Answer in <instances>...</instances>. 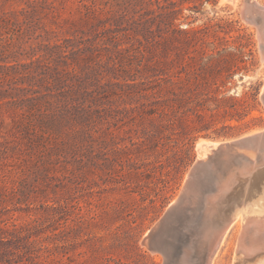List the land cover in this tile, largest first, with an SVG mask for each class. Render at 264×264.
Returning a JSON list of instances; mask_svg holds the SVG:
<instances>
[{
    "label": "rangeland",
    "instance_id": "obj_1",
    "mask_svg": "<svg viewBox=\"0 0 264 264\" xmlns=\"http://www.w3.org/2000/svg\"><path fill=\"white\" fill-rule=\"evenodd\" d=\"M24 1L0 0V264H166L145 236L181 194L191 215L177 207L157 245L171 253L163 237L170 239L177 225L190 227L184 251H195L196 259L172 258L202 264L209 197L203 209L196 194L204 183L188 182L197 141L232 142L264 131V57L252 13L243 15L247 0L120 2L122 21L110 30L85 24L79 1L46 0L53 5L47 10L43 0ZM23 7L28 17L15 19ZM112 7H119L116 0H96L94 15L114 14ZM168 13L176 16L171 26ZM55 42L78 47L52 54L47 46ZM79 47L82 65L67 76ZM21 64L28 71L3 76ZM169 76L177 87H168ZM10 93L18 102L28 96L53 102L63 116L53 144L66 142L67 152L40 151L28 118L44 108L24 106L15 115L1 99ZM178 100L185 102L175 109ZM236 150L240 157L229 153L221 173L211 164L199 172L208 188L220 174L214 193L224 176L259 163L264 139ZM240 226L226 233L212 264L235 263Z\"/></svg>",
    "mask_w": 264,
    "mask_h": 264
},
{
    "label": "bare ground",
    "instance_id": "obj_2",
    "mask_svg": "<svg viewBox=\"0 0 264 264\" xmlns=\"http://www.w3.org/2000/svg\"><path fill=\"white\" fill-rule=\"evenodd\" d=\"M247 2L248 4L246 5L245 12H247L248 14L252 13V16L249 19L251 22H255V25H257L258 27V35L261 41V53L264 57V6L257 4L258 2H256L255 0H247ZM262 96L264 99V92ZM262 139H264V131L262 133H258L232 142H218L207 139H199L196 144V147L199 151L197 162H195V164H193L191 168V177L189 176L190 178H188V182L191 181V184L195 180V177L198 176L202 167L207 164H211L214 168L213 170L215 172H219L220 170L218 168L222 167V163L226 160L229 153L232 155V151H235L236 148L239 149V147L243 144L254 141L256 142ZM209 150H211V152L208 153ZM205 155L206 157L204 159H201ZM238 155L239 154H233L231 157H234L236 160L240 157H236ZM222 171L223 170H221L220 173ZM219 176L220 174L218 175L216 181L213 182L212 188L206 193L210 191L214 193L216 191ZM206 193L205 189L200 190L199 188V191L196 194V199L199 202L198 204H202L203 206H201L203 209L206 208L205 217L207 218L209 223L208 226L210 227L207 228V225H205V227L203 228L209 229V233H207L205 229L207 235H205L206 245L204 253H202V264L213 263L214 254L216 253L224 236L236 223L241 225V229L237 239V255L234 264H264V153L262 154V158L259 163L255 161L253 163L246 164L241 167L239 172H232L230 175L224 176L219 183L216 193ZM206 196L207 198L209 197L207 207H205ZM184 198V195L181 194L177 204H175V200L169 203L170 209L166 212L160 222L157 225H154L151 230L148 231L145 236L144 242H148V239L152 237L153 233H155L156 235L158 234V232L162 228L161 226L163 225V223L172 216L176 208L180 205L183 207V211L186 210L187 215H191L188 214V211L190 209L188 204L182 203ZM166 228L167 227H165V229ZM175 231L176 233L171 236L170 239L162 236L163 242L165 244L169 243L173 246L172 252L176 249L177 244L180 243L182 250V253L180 255L173 256L172 252H168L162 244H154L162 248L167 260L168 258H171L169 259V261L172 260L173 263H171L170 261L169 264H174L175 261L173 260V258L176 260L180 259V262H182L183 260L185 262L187 260L191 261L193 260V258L196 259L195 251L192 250L189 253H187V251H184L185 244H187L190 238V232H193V229H190L189 227L187 230H185L181 225H177ZM189 242H191V239ZM193 242H196L195 239ZM186 263H188V261Z\"/></svg>",
    "mask_w": 264,
    "mask_h": 264
},
{
    "label": "trees",
    "instance_id": "obj_3",
    "mask_svg": "<svg viewBox=\"0 0 264 264\" xmlns=\"http://www.w3.org/2000/svg\"><path fill=\"white\" fill-rule=\"evenodd\" d=\"M24 1V0H22ZM69 0H59L58 3L60 2L65 3ZM79 1L81 3V7L84 8V14H83V19L82 21L85 24L91 25V24H98L99 26L101 25L102 27H104L105 30H110L112 29V23L117 24L118 22L122 21V18H120L121 16L117 14L118 10L121 9L120 7L122 6L120 4V2H123L126 5H130V6H136L139 4H142L143 2L147 3V4H152L154 2V0H116V3L119 5V7H112V10L115 11L113 12L114 14H110L109 13V9L107 10V12L110 14L105 13L103 17H96L94 15L95 12V6H96V0H76ZM25 3H27L26 1H24ZM45 5H42L41 7L46 9L48 8L47 5H49L46 0L42 1ZM115 4V3H114ZM28 6V4H27ZM49 7H53V5H49ZM55 7V6H54ZM181 12V8L179 9V13ZM177 13V15L179 14ZM15 15V19H17V17L20 14H23L25 16L28 17V8L27 7H23L20 9V13L16 15V13H13ZM112 19V20H111ZM176 19V16L173 14H167L166 15V23L168 25H173V20ZM3 21V19H2ZM109 25V26H108ZM145 24H143L144 26ZM135 30L137 31V26L135 28ZM178 31L180 33H186L187 31L178 29ZM47 40H49V37L47 38ZM70 41V40H67ZM47 44V43H46ZM71 48L73 47H78V46H74V44H66V45H62V43H54L53 45L47 46V48H49L50 52H52V54H56L59 53L58 55H62L63 51H66L65 49H68V47ZM89 49V54L88 57H91L93 55V48L91 46H87ZM3 48V45L0 44V49ZM87 49V50H88ZM81 48L79 47L77 49V51L75 52V54H73V56H69L71 58V62H67L69 64H71V68L70 70L67 71V76H76L77 73V68L80 67L82 64L80 62L81 57ZM188 67V63H186L183 66V70L185 71L186 68ZM28 71V67L27 64H21L20 66H12V67H6L5 71H3V69L1 71L2 74H4L3 76L7 75L9 77H7L8 80H12V76L18 73H21L22 71ZM1 73V72H0ZM28 73V72H27ZM187 75V73H186ZM169 81L168 87H177L178 85V81H174L172 79L171 76L168 77L167 79ZM167 87V86H166ZM164 87V88H166ZM20 88H17L16 91H19ZM170 91V90H169ZM18 94V92H17ZM4 98H7L6 100L2 101V102H6V104H8L9 106V110L12 109L13 110V114L15 113V115H18L22 110L24 106H27L30 111H35L41 107H43L44 109H40L38 111V113L36 114V116L34 117H29L28 118V132H30L31 134L35 135V138L40 139V141L42 142V147L40 148L41 152H45L47 151L48 156L51 154V150L55 149L54 154L56 156H59L61 153L63 152H67L68 146L66 142H62L60 146L58 145H54L53 142H56V138L53 137V135L56 137L58 135V131H59V123H61V120L63 119V116L60 114H57V112H55L54 108L52 109L51 105H53L52 101H49L48 103H43L41 102L40 99H36L33 100L34 98L32 96H28V98H20L19 102L24 103L23 105L20 104L14 97L13 94L10 93L9 97L7 95L2 96L1 99L3 100ZM177 101V100H176ZM179 102H175V109L182 106L183 103L185 102L184 100H178ZM1 104V103H0ZM233 105V104H232ZM231 105V106H232ZM165 107V106H164ZM166 108H168V106L165 107V109L162 107V111L164 109V111L166 110ZM51 109V113H49ZM156 111L155 110H149L147 111V114H152L155 115ZM67 121H68V117L65 116ZM21 124L18 122L15 123V128H20ZM155 127V126H154ZM147 134L151 133V129H148ZM72 136H76V134H70ZM73 150V149H72ZM75 153V152H74ZM75 155V154H74ZM43 159L45 162H49L52 163L51 157H47L45 158V156H43Z\"/></svg>",
    "mask_w": 264,
    "mask_h": 264
},
{
    "label": "water",
    "instance_id": "obj_4",
    "mask_svg": "<svg viewBox=\"0 0 264 264\" xmlns=\"http://www.w3.org/2000/svg\"><path fill=\"white\" fill-rule=\"evenodd\" d=\"M243 15L245 16V11L243 10ZM246 17V16H245ZM247 18V17H246ZM194 175V174H193ZM191 177V176H190ZM189 177V178H190ZM203 182L204 184H203V189L204 188H206V191H209L212 187H210V188H208V187H206L207 185H208V181H207V179H204V175H201V176H198V177H195V182ZM154 234L155 233H153L152 234V237L150 238V239H148V245L151 247V248H154V249H158V250H161V251H163L162 250V248H160L159 246H157L156 244H157V242H158V237H157V235L155 234V236H154ZM180 234H181V232H180ZM153 236H154V238H153ZM154 243H156V244H154ZM164 252V251H163ZM182 253V250H181V246H180V243L179 244H177V247H176V249L172 252V255L173 256H178V255H180ZM169 259H171V258H168V260H167V262H166V264H169L170 263V261H169ZM206 264V263H205Z\"/></svg>",
    "mask_w": 264,
    "mask_h": 264
}]
</instances>
